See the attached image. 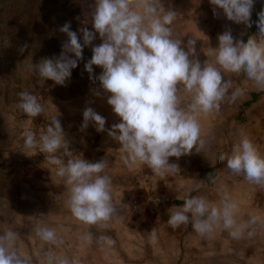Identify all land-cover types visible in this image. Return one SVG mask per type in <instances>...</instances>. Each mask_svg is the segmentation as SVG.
<instances>
[{"label": "clouds", "instance_id": "1", "mask_svg": "<svg viewBox=\"0 0 264 264\" xmlns=\"http://www.w3.org/2000/svg\"><path fill=\"white\" fill-rule=\"evenodd\" d=\"M209 4L213 6L214 16L218 17L222 11L227 20L249 28L252 26L256 0H209ZM163 11L157 9L156 0H95L92 27L87 26L88 21H82L83 26L74 31L71 22H66L60 31L68 39L63 42L60 54L30 66L42 79L65 85L72 70L84 59V48L90 47L92 56L84 70L89 73L90 80L98 79L103 90L111 94L107 102L120 117V122L106 129V118L86 107L81 129H87L92 123L97 132L108 131L109 136L120 142L133 163H146L161 175L168 170L169 157L190 153L197 144L200 125L192 113H207L213 107H219L217 102L228 87L227 84L222 86V75L216 67H202L198 60L189 59L195 52L192 47L195 41H188L186 51L181 40L173 38L170 27L176 13L168 11L160 15ZM256 27L264 35V8L257 13ZM97 34L102 41L98 45L94 44ZM218 41L216 60L223 69L244 70L249 78L264 85V42L249 39L247 43H234L230 30L221 33ZM94 65L102 69L98 76H95ZM178 84L195 92L190 112L178 107ZM19 95L20 107L27 116L36 118L45 113L34 94L22 91ZM63 141L64 129L56 115L50 118L46 133L41 134L39 140L34 132L25 130L27 148L38 147L51 154L62 147ZM50 162L62 164L56 156H52ZM227 165L236 172L245 171L249 180L258 182L264 178V158L248 140L242 142ZM104 167L103 162L88 163L76 159L69 160L57 171L59 176L67 175L68 183L72 185V214L88 224L107 219L113 211L110 180L99 175ZM231 207L226 205L222 211L213 207L208 219L204 220L201 218L208 212V205L202 199L190 198L185 200L182 211L171 215L169 223L174 228L186 224L189 222L187 213H191L193 227L199 233L210 231L211 222L221 217L225 228H231L234 224ZM37 235L45 241L55 242V233L48 228L37 229ZM155 239L153 233V242ZM14 240L13 232L0 236V264H27L15 251H10Z\"/></svg>", "mask_w": 264, "mask_h": 264}, {"label": "crops", "instance_id": "2", "mask_svg": "<svg viewBox=\"0 0 264 264\" xmlns=\"http://www.w3.org/2000/svg\"><path fill=\"white\" fill-rule=\"evenodd\" d=\"M262 1L256 0L249 28L227 20L222 11L218 17L214 16L209 0H156L157 9L164 10L160 15L168 11L176 13L170 26L173 38L181 40L186 51L188 41H195L192 45L195 52L189 59L198 60L202 67L210 65L220 71L222 86L227 84L228 87L217 102L219 107L207 113H192L200 125L197 144L190 153L169 157V167L163 175L146 163H133L108 131L100 132L97 140L92 137L93 154L99 156L98 162L105 164L99 175L110 180L112 213L105 220L88 224L77 219L71 210L58 215L52 209L47 210L55 223L51 222L46 228L54 231L56 245L42 239L44 249L49 252H41L38 261L25 258L27 263L264 264V178L258 182L249 180L245 171L236 172L227 165L244 140L250 141L257 154L264 158V85L249 78L244 70L223 69L216 60L218 36L224 31H231L234 43H247L252 39L256 11L260 9L257 3ZM177 88L178 107L190 112L195 92L187 91L183 84H178ZM91 93L94 97L89 95V99L93 103L88 107L106 118V129L119 123L120 117L107 102L111 94L104 90ZM96 101H99L98 106ZM144 171L149 172L154 180L152 183L168 201L163 209L143 208L138 217H133L126 208L125 199L131 193V179ZM190 198L202 199L208 205V212L201 218L204 220L208 219L213 207L222 211L226 205L232 206L233 226L225 228L221 217L211 222L210 231L202 234L193 227L192 214L187 213L189 222L174 228L169 223L171 215L182 211L185 200ZM53 213L55 217H51ZM67 239L69 243L65 242Z\"/></svg>", "mask_w": 264, "mask_h": 264}, {"label": "rangeland", "instance_id": "3", "mask_svg": "<svg viewBox=\"0 0 264 264\" xmlns=\"http://www.w3.org/2000/svg\"><path fill=\"white\" fill-rule=\"evenodd\" d=\"M36 1L40 3L37 10L41 15L47 16L51 13V19H56V22H53L56 44L55 47L48 46L57 50L56 56L60 54L63 42L68 39L66 34L60 31L66 22H71L74 31L83 26L82 21H88L87 26L92 27L91 13L95 7V0H47L45 3L44 0ZM2 2L5 6L4 11H1ZM257 6L260 9L256 13L264 8V2L257 3ZM14 13L12 0H0V53L6 51V54L10 53L15 57L11 72L8 73L9 58L0 54V176L3 175L2 177L7 180L3 188L4 193L0 194V236L13 232L15 240L10 251H15L22 258L31 261V257L37 259L41 252L48 251L44 249L42 238L37 235V229H40L41 225L46 228V225L50 226V223L54 222L46 211L52 209L58 215L71 210L72 185L68 183L67 175L57 174L58 168L66 166L69 160L81 159L86 162L90 160L91 163L99 160V156L93 154L90 142L92 137L97 140L100 132L93 131L91 123L88 126L90 129L87 127L82 130L81 125L84 109L89 103H93L89 99V95L94 97L91 91L103 88H99L98 79L90 80L89 73L84 70L85 63L92 56L90 47L84 48V59L72 70V76L65 85L56 84L50 79H42L30 66L40 63L44 59V52L34 50L40 43L29 40L19 30L9 29L8 18ZM24 36L25 40L22 39ZM101 42L97 34L94 44L98 45ZM40 46L38 48L43 49ZM93 67L95 76H98L102 69L95 65ZM22 91L34 94L43 105L45 113L36 118L27 116L20 107L19 93ZM96 105H99V101H96ZM53 115L58 116L64 129L62 147L51 154L40 151L38 147L27 148L25 130L34 132L39 140V136L46 133ZM2 156L7 159L10 169L4 168V164L7 163H4ZM52 156L59 158L62 164H52L50 162ZM131 181L129 187L131 193L125 199L126 208L131 216L138 217L143 208L149 207V210L164 208L157 207L151 202V198L160 193L152 183L154 180L149 172L144 171L142 175L138 173ZM137 199L141 200V204L138 206L140 207L138 213H134L132 204ZM55 213L51 217H55ZM62 229L63 243L66 229L65 227ZM69 241L70 239H67L65 242Z\"/></svg>", "mask_w": 264, "mask_h": 264}, {"label": "trees", "instance_id": "4", "mask_svg": "<svg viewBox=\"0 0 264 264\" xmlns=\"http://www.w3.org/2000/svg\"><path fill=\"white\" fill-rule=\"evenodd\" d=\"M47 2V0H44V3ZM38 2L36 0H12V6L14 8V15L9 17V29L11 30H19L24 35L28 37L29 40H33V42L40 43V47H43V49H39L37 47L34 48L35 51H43L44 52V59L48 58H54L56 55L57 50L49 48L48 46H54L56 44V40L53 33V22H56V19H51V13L47 14V16L41 15V12L37 10ZM5 6L2 2V8L1 11H4ZM33 9V10H32ZM35 9V10H34ZM56 18V17H55ZM11 32L10 30H8ZM11 35V34H9ZM25 40V36L22 38ZM26 51V49H23ZM33 50V49H32ZM54 50V51H53ZM9 51V50H8ZM6 52V51H5ZM4 51L0 54L8 56L9 63L7 64L8 73L11 72L12 64L15 61V57L11 56L10 53L6 54ZM55 52V53H54ZM11 85L10 83L8 84ZM7 86V88L9 87ZM6 93V92H5ZM4 163V168L10 169V165L8 164V161L4 156H2ZM3 176V175H2ZM0 176V194L2 195L4 185L7 184V180H5L4 177Z\"/></svg>", "mask_w": 264, "mask_h": 264}, {"label": "built area", "instance_id": "5", "mask_svg": "<svg viewBox=\"0 0 264 264\" xmlns=\"http://www.w3.org/2000/svg\"><path fill=\"white\" fill-rule=\"evenodd\" d=\"M251 37L257 42H264V35H261L258 32L256 24L254 25L252 29ZM167 201H168V197L164 194H157L153 198H151V202L157 207H161V206L164 207ZM140 204H141V200H138V199L133 202L132 208L135 209L133 210L134 213H138V209L140 208L138 206H140Z\"/></svg>", "mask_w": 264, "mask_h": 264}]
</instances>
